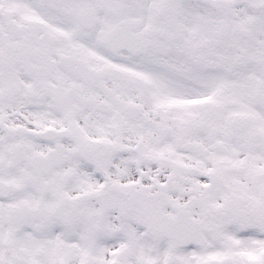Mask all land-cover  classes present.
<instances>
[{"label": "snow or ice", "instance_id": "obj_1", "mask_svg": "<svg viewBox=\"0 0 264 264\" xmlns=\"http://www.w3.org/2000/svg\"><path fill=\"white\" fill-rule=\"evenodd\" d=\"M0 264H264V0H0Z\"/></svg>", "mask_w": 264, "mask_h": 264}]
</instances>
